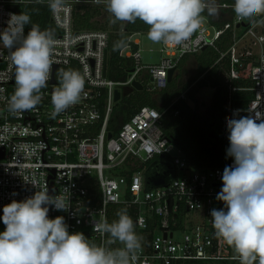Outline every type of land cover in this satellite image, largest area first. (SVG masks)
I'll return each instance as SVG.
<instances>
[{"label":"built area","instance_id":"obj_1","mask_svg":"<svg viewBox=\"0 0 264 264\" xmlns=\"http://www.w3.org/2000/svg\"><path fill=\"white\" fill-rule=\"evenodd\" d=\"M31 2L50 4L57 30L53 35L59 43L40 104L13 114L6 99H0V216L12 200L48 189L49 195L63 194L70 202L67 211L50 208L49 218L63 216L69 233L83 232L97 244L105 243L106 236L93 230L94 222L111 223L125 209L142 237L137 264L239 262L234 250L214 235L210 215L212 209L224 207L216 196L222 188L223 170L233 164V158L224 157L215 166L191 167L182 149L160 126L164 112L151 105L141 106L116 132L110 123L124 97L115 100L116 89L136 88L134 80L149 91L163 89L170 68L177 67L183 55L211 45L219 51L215 64H221L227 87L224 138L229 142L226 118L264 113V25L250 28L248 21L236 17L234 2L217 1L220 9H226V21L211 23L204 16L213 30L202 24L182 46L161 43L157 63H143L140 47L127 46L130 51L124 48L121 54L132 58L134 66L126 78L114 79L108 76L110 31L76 29L73 22L77 4L104 8V0H63L59 6H53L54 0H0V31L7 26L9 14L19 15L10 4ZM226 34L228 44L221 49L218 40ZM135 42L139 46L140 41ZM68 69L84 77V91L77 104L53 119L51 96L59 86L58 71ZM13 78L9 50L0 42V96L12 94ZM238 91L252 92L244 106L236 105L245 99L236 96ZM161 155L175 163L176 175L171 184L146 190L144 172Z\"/></svg>","mask_w":264,"mask_h":264},{"label":"clouds","instance_id":"obj_2","mask_svg":"<svg viewBox=\"0 0 264 264\" xmlns=\"http://www.w3.org/2000/svg\"><path fill=\"white\" fill-rule=\"evenodd\" d=\"M104 2L112 23H135L139 19L149 26L150 41L178 46L200 29L203 13L219 14L217 0ZM62 3L63 0H54L53 6ZM233 10L252 29L264 25V0H234ZM6 24L0 31V42L10 53L15 89L9 97L0 99H6L8 111L15 114L40 104L41 90L51 77L53 53L59 42L50 31L32 24L26 14H9ZM123 45L121 39L113 49L119 50ZM58 81L51 96L53 119L80 101L85 86L84 77L73 69L59 70ZM226 123V155L233 158V164L225 166L222 188L216 196L224 207L210 213L214 235L234 250L240 264H264V113L226 118ZM69 207L68 196L49 195L48 189L5 205L0 216L5 225L0 232V264H137L142 237L125 209L118 211V219L111 223L94 222L93 230L106 236L105 243L97 244L83 232L69 233L63 216L49 218L50 208L67 211ZM116 244L121 246L112 247Z\"/></svg>","mask_w":264,"mask_h":264},{"label":"trees","instance_id":"obj_3","mask_svg":"<svg viewBox=\"0 0 264 264\" xmlns=\"http://www.w3.org/2000/svg\"><path fill=\"white\" fill-rule=\"evenodd\" d=\"M220 2L234 0H218ZM104 8L97 5L77 4L73 13V22L76 29H108L110 31L109 56H108V76L114 79L126 78L128 71L133 68L132 58L123 56L121 51L130 46L133 50L137 49L138 43L132 40L135 32H148L149 26L137 19L135 23L120 22L112 23L108 19H102ZM23 14L30 16L31 23L39 25L41 30H48L52 34L57 32L51 19V6L46 2L23 3ZM219 20L216 16H208L203 13L211 23H223L227 20L224 17L226 9L219 8ZM31 24L25 27L29 30ZM123 39L124 45L119 50H114V44ZM228 44V34L218 40L221 49ZM192 55H183L178 63V72L167 83L163 89L156 91L159 97L152 95L146 86L143 89L132 88L122 98L121 103L116 106L110 128L116 132L133 113L143 105H151L163 111L160 126L163 128L167 137L175 142L188 158L191 167H209L220 163L221 159L227 157L226 150L229 142L224 138V114L227 87L223 81L221 64L216 63L219 51L215 47L208 45L193 56L196 61L195 73L187 79L182 77L181 66ZM226 65V61L223 63ZM211 86L214 88L212 103L208 107L207 114L202 118L196 114L187 99L196 100V93L203 87ZM15 83L11 87L13 93ZM184 93L185 97L181 94ZM250 91H238L236 96L244 97L243 101H236V105L244 106L251 97ZM214 133V136L212 135ZM5 230V225L0 220V232ZM231 262L226 264H238Z\"/></svg>","mask_w":264,"mask_h":264},{"label":"rangeland","instance_id":"obj_4","mask_svg":"<svg viewBox=\"0 0 264 264\" xmlns=\"http://www.w3.org/2000/svg\"><path fill=\"white\" fill-rule=\"evenodd\" d=\"M218 1V0H217ZM104 15L101 16L102 19H108L111 21L110 17L111 14L106 11V8L104 7L103 9ZM203 25L207 26L210 31H212V27L205 21L202 23ZM147 33L148 32H135L132 35V40L140 41L139 47L141 49V55H142V62L143 63H157L160 61L161 57V43H153L147 38ZM124 51L128 53L130 51V47H125ZM195 54V53H194ZM194 54H191L192 56L186 60V62L181 66L180 70L182 71V77L187 79L188 77L192 76L195 71H196V61L194 58ZM179 68L177 67L176 73L178 72ZM175 73V75H176ZM174 75V76H175ZM122 92L124 91V87H120ZM153 92V91H152ZM213 92L214 88L211 86H206L200 89L196 93L197 99H190L188 98L187 101L188 103L194 107V110L196 114H198L199 117H204L207 114L208 107L212 103V98H213ZM152 95L159 97L158 93L154 91ZM122 99L118 101V103H121ZM117 103V104H118ZM224 130V128H223ZM212 135L214 136V133L212 132ZM182 174V171L179 172V175ZM240 264V263H238Z\"/></svg>","mask_w":264,"mask_h":264},{"label":"water","instance_id":"obj_5","mask_svg":"<svg viewBox=\"0 0 264 264\" xmlns=\"http://www.w3.org/2000/svg\"><path fill=\"white\" fill-rule=\"evenodd\" d=\"M9 8L16 11L19 15L23 14L22 6L18 4H10ZM205 48V47H204ZM107 62V50L105 54V63ZM57 66H55V69ZM177 67L174 66L170 68L168 72V81H170L175 73ZM106 70L104 69V74ZM52 82H55V78L53 77ZM14 83V78L12 80ZM133 85L138 89H143L144 86L139 80H134ZM127 90L121 92L119 89L115 91V100H119L121 95H125ZM109 137L112 136V133L109 132ZM145 182H146V190H151L158 186H166L172 183L175 175H176V165L173 161L164 158V155H161V158L155 159L149 163L145 172Z\"/></svg>","mask_w":264,"mask_h":264},{"label":"crops","instance_id":"obj_6","mask_svg":"<svg viewBox=\"0 0 264 264\" xmlns=\"http://www.w3.org/2000/svg\"><path fill=\"white\" fill-rule=\"evenodd\" d=\"M137 41H139V40H137Z\"/></svg>","mask_w":264,"mask_h":264}]
</instances>
